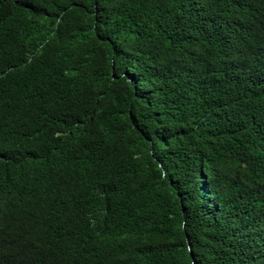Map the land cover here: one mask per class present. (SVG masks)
<instances>
[{
    "label": "trees",
    "instance_id": "16d2710c",
    "mask_svg": "<svg viewBox=\"0 0 264 264\" xmlns=\"http://www.w3.org/2000/svg\"><path fill=\"white\" fill-rule=\"evenodd\" d=\"M0 264H264V0H0Z\"/></svg>",
    "mask_w": 264,
    "mask_h": 264
}]
</instances>
